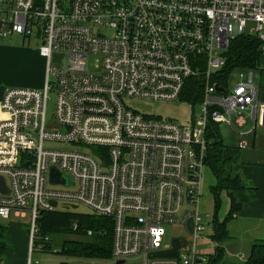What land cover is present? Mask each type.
<instances>
[{
	"label": "built area",
	"instance_id": "2783aa9c",
	"mask_svg": "<svg viewBox=\"0 0 264 264\" xmlns=\"http://www.w3.org/2000/svg\"><path fill=\"white\" fill-rule=\"evenodd\" d=\"M242 33L259 40L263 55L264 0H0V36L35 37L45 59L41 86H8L0 98V216L29 215L26 264L40 262L35 247L52 245L40 232L42 211L67 202L111 218L110 255L91 264H207L210 252L194 242L211 220L199 208L210 123L240 136L264 128L257 67H243L234 86L220 76L230 41ZM191 87L200 114L193 110L187 122L127 102L177 99ZM245 110L251 127L235 129L232 114ZM236 122L243 126L245 116ZM51 166L68 182L51 181ZM171 224L192 246L154 255Z\"/></svg>",
	"mask_w": 264,
	"mask_h": 264
},
{
	"label": "rangeland",
	"instance_id": "374dc122",
	"mask_svg": "<svg viewBox=\"0 0 264 264\" xmlns=\"http://www.w3.org/2000/svg\"><path fill=\"white\" fill-rule=\"evenodd\" d=\"M250 26V25H249ZM248 26V27H249ZM248 32V31H246ZM22 36L19 34H12L9 37H1L0 42L9 45H20ZM24 40V39H23ZM25 44L30 46H37L36 38L31 37L28 41L24 40ZM31 50L29 49V52ZM10 53V52H9ZM8 54H3L5 58L4 61H1L3 65L9 67L12 73V77L15 80V83L11 86H35L34 79L35 73L33 70L35 68V61L31 58H22V59H10ZM92 58V56H91ZM248 69L243 67H233L229 70L228 73V84L230 86H234L237 82L243 80L246 77ZM243 74V75H241ZM253 80L260 85V97L264 98V54L261 55L259 59V64L257 68L253 70ZM186 91L184 92L183 97L177 99H169V100H160V99H129L127 102L138 109L149 112L150 114L159 115L165 118H171L178 122H187L191 119L193 110L194 114L197 116L200 114V105L198 102H195L194 105L191 101H189L186 96ZM189 91V90H188ZM51 100L48 101L46 112L47 116L50 119L52 113L54 111V101L55 94L51 93ZM240 115L245 116L246 122L243 126H240L236 122V118ZM232 120L234 123L235 129H248L252 125L251 118L247 115V110L242 111L240 113H233ZM221 138L224 142V145L234 146L237 145L238 135L236 131L230 129V127L224 123L220 124ZM255 136V145L254 148L261 149L264 152V128L263 126L257 125L254 132L248 133L245 135L246 138H254ZM47 144V143H46ZM48 145V144H47ZM49 145H58L67 147V144H57L55 142H50ZM83 148V147H79ZM251 149V147H248ZM261 158H264V154H260ZM202 181L205 183L201 186V191L203 193L200 196V202H204L206 207L204 209L201 208L202 211H208L213 213V198L210 195L209 189L207 186L209 184L215 183V175L211 168H209L206 164L202 169ZM207 185V186H206ZM207 193V194H206ZM208 197H207V196ZM221 205L217 211V216L221 217L223 213L227 210V204L229 202V198L227 197L226 191L222 190L220 193ZM220 204V203H219ZM184 207L193 208L192 204H186ZM55 228L48 230L50 233V241L52 242L51 248L48 249H39L34 248L32 256L34 259H38L40 262L38 264H60L62 261H72V262H82L86 264H91V262H101L105 258L109 257H100V256H85L78 252H72L67 249L69 243L72 244H80L81 242L87 241L90 239L88 235L76 231L73 228L74 222L84 223L86 215L97 216L90 208L87 206L75 203V202H67V205H58L55 209ZM18 216V215H17ZM20 221H26L29 219V215H19L16 217ZM212 225L210 222H205V228L199 232L194 244L197 252L200 253H213L217 247V243L214 240ZM23 237V233H7L5 235V241L7 245V249L1 260L7 264L8 261L14 262L20 259V257H24L26 260V256L28 254V249L26 247L25 253L22 254V249L18 246L19 238ZM226 240V239H225ZM223 240V241H225ZM64 241H69L67 244ZM63 243V244H62ZM71 244V245H72ZM193 239L189 233H187L183 227L179 224H171L166 225V234L164 236L163 246L154 253V255L160 257H173L176 247L180 249L185 248L186 245L192 246ZM62 245H64V249H62ZM225 258H229L226 256Z\"/></svg>",
	"mask_w": 264,
	"mask_h": 264
},
{
	"label": "crops",
	"instance_id": "0c3cea01",
	"mask_svg": "<svg viewBox=\"0 0 264 264\" xmlns=\"http://www.w3.org/2000/svg\"><path fill=\"white\" fill-rule=\"evenodd\" d=\"M23 39L21 40L20 45H9L0 42V98L4 90L8 86H11L15 83L10 68L1 63V61L5 60L3 54H8L10 52V59L28 58V60H30L32 58L36 64L35 68L31 69L36 75L34 79V85L38 87L43 83L45 74V59L38 52L37 46L33 47L25 44V39ZM29 49L31 50L30 52ZM220 124L218 125L219 130ZM247 134L240 136V134L237 133V145H224L223 147V155L224 157H227L228 168L232 169L239 175L240 187L232 189L231 193L233 194L235 200L240 204V206L235 211L234 215L226 221V229L229 233V237L222 242V246L224 247L226 256H228L229 259L238 260L245 258L254 241L264 239V158L259 157L260 154H264V152H262L261 149L258 150L254 148L255 136L250 140V138L245 137V135ZM241 137L246 141V145L244 147L238 146ZM248 147H251V149H248ZM206 165L210 168L208 164ZM202 184L205 185L203 181ZM213 184H209L208 186L206 185L212 198L213 194L211 192V186ZM223 190L226 191L227 197L229 198L227 210L221 217H218L217 211L221 205L220 195V204L217 207L215 206V202L213 199V213L205 211L211 214V225L213 218L222 220L228 212L230 205L229 191L226 189ZM205 207V203L200 202L199 208L204 209ZM18 216L15 213H11L9 217L6 218L0 216V224L6 226L7 233H23V237L19 238L18 243V246L20 247V249H22L23 254V252L25 253L26 251L28 241V220L20 221L16 218ZM176 249L178 250L179 247H176ZM177 250L175 251V253L177 252ZM2 263L6 264L5 261H2ZM7 264H26V260L24 257H20V259H18L17 261H8Z\"/></svg>",
	"mask_w": 264,
	"mask_h": 264
},
{
	"label": "trees",
	"instance_id": "16d2710c",
	"mask_svg": "<svg viewBox=\"0 0 264 264\" xmlns=\"http://www.w3.org/2000/svg\"><path fill=\"white\" fill-rule=\"evenodd\" d=\"M261 51L259 48V40L249 34H239L231 41L225 51V63L219 69L221 77H227L229 70L233 67H257ZM199 93L195 92L193 87L186 91V98H198ZM208 135L211 138L210 145L207 148L205 162L208 164L215 175V183L211 186V192L215 206L219 205L220 191L226 189L229 191L230 205L224 219H212L213 238L217 243V247L213 253H209L207 264H225L227 261L237 262V264H264V239L256 240L252 243L248 254L243 259H227L225 258L223 240L229 237L226 229V221L230 219L240 204L235 200L231 190L240 187L239 175L227 166V157L223 155L224 143L221 138L219 127L216 123H210ZM55 210L42 211L40 218V232L48 233V230L55 228ZM86 221L79 223V228L75 229L85 234V229L90 227L93 234L89 240L80 244L69 243L68 247L72 252H78L85 256L107 257L110 255L111 248V231L112 221L107 216H84ZM6 226L0 224V259L6 251ZM86 235V234H85ZM69 241H64L67 244ZM63 244V243H62ZM72 244V245H71ZM50 244L44 245V248H50ZM64 245H62V249Z\"/></svg>",
	"mask_w": 264,
	"mask_h": 264
},
{
	"label": "water",
	"instance_id": "95a60500",
	"mask_svg": "<svg viewBox=\"0 0 264 264\" xmlns=\"http://www.w3.org/2000/svg\"><path fill=\"white\" fill-rule=\"evenodd\" d=\"M61 53H54L53 54V60H60ZM50 179L51 181H61V182H68V178L65 174L60 172L56 167L51 166L50 168ZM0 188L5 190L4 187V179L0 176ZM187 228L189 231H192V217H188L187 219ZM60 264H64V262H61ZM225 264H237V262L227 261Z\"/></svg>",
	"mask_w": 264,
	"mask_h": 264
}]
</instances>
